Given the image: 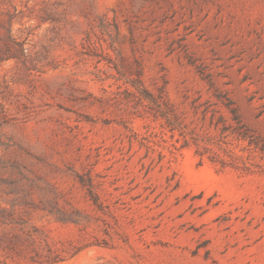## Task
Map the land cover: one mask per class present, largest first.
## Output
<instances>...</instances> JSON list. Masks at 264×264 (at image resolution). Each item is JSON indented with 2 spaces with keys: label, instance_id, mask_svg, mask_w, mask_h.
<instances>
[{
  "label": "rangeland",
  "instance_id": "374dc122",
  "mask_svg": "<svg viewBox=\"0 0 264 264\" xmlns=\"http://www.w3.org/2000/svg\"><path fill=\"white\" fill-rule=\"evenodd\" d=\"M0 264H264V0H0Z\"/></svg>",
  "mask_w": 264,
  "mask_h": 264
}]
</instances>
